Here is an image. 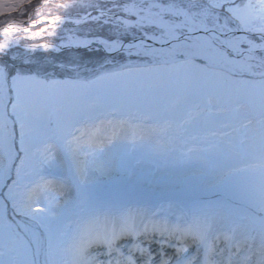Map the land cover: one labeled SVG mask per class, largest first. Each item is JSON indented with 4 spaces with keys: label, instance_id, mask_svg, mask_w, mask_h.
<instances>
[{
    "label": "snow or ice",
    "instance_id": "6c2138e0",
    "mask_svg": "<svg viewBox=\"0 0 264 264\" xmlns=\"http://www.w3.org/2000/svg\"><path fill=\"white\" fill-rule=\"evenodd\" d=\"M31 2L0 0V17L24 15ZM87 7L99 14L73 23L91 19L101 28L109 25L110 35L69 37V43L99 45L109 54L123 51L142 63L102 71L90 80H58L0 60V156L11 158L15 125L24 153L7 197L14 212L44 228L25 242L16 229L26 232L27 225L0 221V264H154L148 248L135 243L125 255L120 241L156 233L178 239L182 246L176 253H187L189 240L202 246V264H264V0L242 6L236 0H113V8L100 3ZM113 9L134 19H121ZM52 22L63 23L59 16ZM24 24L8 19L0 33L27 32ZM236 32L246 35L228 38ZM7 47V41L0 44V53ZM170 133L181 142L186 136L193 142L185 155L214 157L222 181L238 186L252 211L239 216L226 206L202 207L182 224L169 226L144 222L138 210L113 213L82 202L79 218L61 219L56 202L66 184L56 169L63 157L76 183L84 186L90 166L108 145L156 137V145L164 147L162 138ZM7 173L6 166L0 168V175ZM21 186L18 197L13 190ZM242 248L247 255L241 258ZM159 264H172V259L161 257ZM175 264L201 261L185 255Z\"/></svg>",
    "mask_w": 264,
    "mask_h": 264
},
{
    "label": "rangeland",
    "instance_id": "374dc122",
    "mask_svg": "<svg viewBox=\"0 0 264 264\" xmlns=\"http://www.w3.org/2000/svg\"><path fill=\"white\" fill-rule=\"evenodd\" d=\"M43 1L46 0H32L31 4L25 5L24 15L14 13L11 18L0 17V21H4L0 27L6 25L8 19H29L31 23L36 24L31 25L29 32L14 30L8 37L0 33V44L7 41L10 46L5 53H0V60L8 61L9 66L25 73L39 71L42 77L46 75L51 79L90 80L102 71L121 70L123 65L142 63L138 57L128 56L123 51L103 56L97 52L83 51V49L77 52H67L39 46L41 42L65 41L68 36H71L70 33L95 35L101 32V27L91 19L77 25L71 18L81 16L79 13L82 11L96 16L99 14L98 11L87 5L100 2L102 4L103 0H81V2L69 0L70 3L85 5L69 9L61 8L52 13L48 17L59 16L63 21V23L57 22L56 24L35 22V19L41 15L40 12L45 10V6L40 7ZM52 1L54 0H47L49 4L46 6H53ZM120 2L125 3L124 0ZM247 2L248 0H236V3L241 6ZM104 5L107 8H113V0ZM113 12L116 16L121 14L117 9H113ZM48 17L44 16L42 19ZM107 31L110 35V31ZM33 33H39V35H33ZM21 43H26V45L22 47ZM76 48L81 49L80 46ZM116 60L119 62L111 63ZM106 62L109 63L104 64ZM98 70L101 71L97 72ZM9 111H11L10 107ZM14 135L15 139L11 142V158L0 156V168L5 166L8 168L7 176L0 175V221L6 220L13 226L27 225L26 232L16 229L27 242L39 237L44 232V228L37 227L27 217L14 212L13 202L7 197L9 186L16 179V165L20 163L19 157L24 155L20 151L18 125L14 127ZM155 140L156 137H153L152 140L132 144L121 139L108 145L104 153L98 156L95 164L90 166L88 181L84 186L76 183L72 166L68 158L63 157L56 169L57 177L62 178L66 184L65 194L60 196L56 202L57 210L62 214L61 219L79 218L82 215V202H86L91 209L113 213L125 212L130 207L138 205L145 208L150 217L159 212V207L173 204L175 213L169 216L166 213L163 215L181 224L202 207L226 206L239 216L252 211L248 199L239 187L222 181L220 167L214 157L202 153L185 155L187 147L193 144L187 136L184 142H181L174 139L170 133L169 136L162 138L164 147H158ZM25 171L31 173L30 168H26ZM26 179L23 182H26ZM13 191L19 197V194L23 193V187L14 188ZM181 196L186 198L180 200ZM188 197L193 200L189 201ZM2 229L3 224L0 223V230ZM161 238L160 235L156 237L158 241H161ZM173 239L177 243L180 242L176 238ZM126 244L130 245V242ZM191 244L190 250H194L195 244ZM44 246L46 247V242ZM43 259L41 254L40 260L43 261Z\"/></svg>",
    "mask_w": 264,
    "mask_h": 264
},
{
    "label": "bare ground",
    "instance_id": "6f19581e",
    "mask_svg": "<svg viewBox=\"0 0 264 264\" xmlns=\"http://www.w3.org/2000/svg\"><path fill=\"white\" fill-rule=\"evenodd\" d=\"M75 19H79V17H73ZM242 36H245L244 34H242ZM73 39H79V40H84V39H90L88 37H74ZM231 39V38H230ZM258 42V41H257ZM59 47H63V46H70V45H74V44H70L69 43V39L68 41H61V44H58ZM139 211L142 214V218L144 219V222H153L156 223L158 225H163V224H167L169 226L175 225L177 223H174L173 220H171L169 217L163 215L164 213H166L168 216L169 214H173L175 213V207L173 206V204H167L164 207H159L158 208V213L156 215H153V217H150L145 208H142V206H138L135 205L133 207H130L129 209H127L126 211ZM139 219L137 220V222L139 223ZM157 235H159V233H156L155 235L149 236L148 238H156ZM161 242L160 241H156V239L154 240V244L152 246V248L155 250L156 254L158 255L159 259L161 257L163 258H171L172 259V264H175V260H174V254L177 255L176 258L178 257H183V256H198L199 258L201 257L202 260L204 259V249L202 246L196 245L194 247V251L190 250L189 248L192 247L190 240L188 241V251L187 253H176V248L181 247V243H177L176 241H174V239L172 240H167V238H161ZM136 241H134L133 244H135ZM132 244V245H133ZM164 249V250H163ZM138 256L140 255L139 253H136ZM185 254V255H184ZM244 255H247V249L246 248H242L241 252H240V257L242 258ZM234 259H236V257H234ZM157 261V259H156ZM203 261H201L202 263ZM159 262H154V264H158ZM139 264H142V261H140Z\"/></svg>",
    "mask_w": 264,
    "mask_h": 264
}]
</instances>
